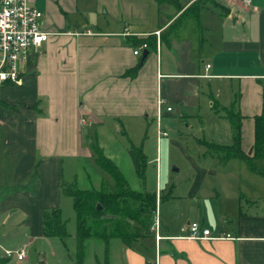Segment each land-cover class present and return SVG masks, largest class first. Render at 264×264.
<instances>
[{
    "label": "crops",
    "instance_id": "obj_1",
    "mask_svg": "<svg viewBox=\"0 0 264 264\" xmlns=\"http://www.w3.org/2000/svg\"><path fill=\"white\" fill-rule=\"evenodd\" d=\"M216 1L229 13L205 9L199 23L172 29L181 13L170 0H37L53 35L29 56L21 83L0 91V264L47 263L44 248L55 254V238L44 235V212L61 207L66 166L89 159V143L101 133H123L132 141L155 122L163 129L166 118L203 122L213 116L224 138L218 145H229L231 124L214 114L211 97L230 108L238 94L242 149L250 154L254 119L264 104V0ZM142 39L156 49L135 56L140 46L134 44ZM160 101L165 113L159 123ZM220 161L233 166L239 159ZM157 186L158 216L163 202L197 200L195 190L185 199L161 198ZM216 193L217 204L222 198ZM254 199L260 200L252 197L244 206L238 198L230 211L213 199L211 228L204 218L189 219L188 226L200 223L215 240L187 239L186 227L177 234L171 218L168 227L159 219L163 239L158 242L153 229L131 245L118 240V264H264V204ZM21 248L27 252L22 261L4 254Z\"/></svg>",
    "mask_w": 264,
    "mask_h": 264
},
{
    "label": "rangeland",
    "instance_id": "obj_2",
    "mask_svg": "<svg viewBox=\"0 0 264 264\" xmlns=\"http://www.w3.org/2000/svg\"><path fill=\"white\" fill-rule=\"evenodd\" d=\"M185 1V6L181 4L184 11L196 2V0ZM206 36L208 33H204L203 36L199 34L197 40ZM216 120L213 116L203 122L196 121L194 118L185 121L178 116L166 118L162 122V128L168 137L164 138H159L156 122L149 126L148 134L140 135L138 132L132 134V141L123 133L110 131L101 133L98 138H93L89 143L92 154L89 159L76 161L66 166L63 183L67 186L76 185L84 190L113 189L114 184L111 178L97 166V157L92 148L94 144L93 146L101 147L104 155L112 159L119 167L131 189L156 192L158 191L157 185H159V190H162L161 198H168L171 194L182 199L188 197L187 195H190L193 190L197 192V200L173 199L162 203L159 211L161 224L163 227H168L167 221L171 218L172 230L177 234H180L182 228H187V222L193 217L198 222H202L203 218L206 219L207 226L210 227L209 206L211 208L213 199L214 205L229 211L238 198L244 206H246L247 199L252 197L260 199L254 200L259 205H263V177L252 173L242 160L229 163L234 164L233 166L222 163L216 157L209 155L207 148L201 144L202 140L212 144L224 141L218 129L220 121ZM225 139L232 144L231 140ZM132 145L137 148L142 147L147 156L145 179L139 178L129 155ZM155 159H158V163L154 162ZM236 162L241 164L240 168ZM198 169H204L207 172L200 174ZM212 172H217L218 176H214ZM216 192L222 198L217 204L215 200L218 194ZM60 208L67 236L53 239L55 254L49 248L41 250V255L48 256V262L41 264H118V243L121 242L118 240L106 242L93 238L86 241L81 251L77 237V215L73 198L64 194ZM156 216L157 213L155 220ZM32 257L34 261H37L34 253Z\"/></svg>",
    "mask_w": 264,
    "mask_h": 264
},
{
    "label": "trees",
    "instance_id": "obj_3",
    "mask_svg": "<svg viewBox=\"0 0 264 264\" xmlns=\"http://www.w3.org/2000/svg\"><path fill=\"white\" fill-rule=\"evenodd\" d=\"M158 1L162 2L164 0ZM170 1L174 2L177 13H181L171 25L172 29L188 21L199 23L201 13L205 9L220 12L222 15L229 13L216 0H196L195 4L185 11L179 0ZM145 43L148 45V51L156 49V44H150L151 42L147 39H142L140 43L134 45L138 47ZM131 73L133 75L135 72ZM211 98L214 114L227 119L231 124L232 144L218 145L204 140L201 141V144L207 148L209 155L224 162L233 159L242 160L247 164L250 171L264 178V104L262 114L254 119L255 144L250 154H246L242 149L244 116L239 108L240 95L236 94L230 108L220 106L216 99ZM93 145L92 148L97 157V166L111 178L114 184L113 189L105 190L102 188L101 191H97L84 190L76 185L67 186L63 184L60 186L62 192L72 197L74 201L80 250L83 251L86 241L93 238L102 239L106 242L120 240L127 245H131L151 236L155 224L157 193L131 189L114 161L104 155L105 153L101 147ZM129 155L137 175L139 178L145 179L148 159L143 148L132 145ZM44 235L48 238H65L67 236V229L60 208L44 212Z\"/></svg>",
    "mask_w": 264,
    "mask_h": 264
},
{
    "label": "built area",
    "instance_id": "obj_4",
    "mask_svg": "<svg viewBox=\"0 0 264 264\" xmlns=\"http://www.w3.org/2000/svg\"><path fill=\"white\" fill-rule=\"evenodd\" d=\"M247 4L251 0H244ZM44 13L37 7V0H0V91L6 85L21 83V69L28 62L29 56L38 51L53 35L44 27ZM157 35L160 33L157 32ZM79 35V34H77ZM148 45L143 44L134 51L135 56L147 50ZM163 102H159L158 122L164 115ZM167 113H173V108H166ZM1 116V106H0ZM82 123H85L83 121ZM1 124V122H0ZM160 126V125H159ZM159 138L168 137V134L159 127ZM154 231L156 239L159 236L160 220L157 213ZM185 238L191 240H215L211 232L200 223H192L183 230ZM0 246V250H1ZM7 258L17 257L19 261L26 259L27 252L24 248L19 250H5Z\"/></svg>",
    "mask_w": 264,
    "mask_h": 264
},
{
    "label": "water",
    "instance_id": "obj_5",
    "mask_svg": "<svg viewBox=\"0 0 264 264\" xmlns=\"http://www.w3.org/2000/svg\"><path fill=\"white\" fill-rule=\"evenodd\" d=\"M148 56H149V52L148 51H145L144 54H143L142 60H141V65L144 64V62L146 61V59L148 58ZM41 261H43V259H41Z\"/></svg>",
    "mask_w": 264,
    "mask_h": 264
}]
</instances>
